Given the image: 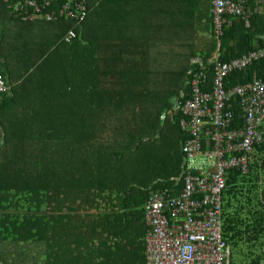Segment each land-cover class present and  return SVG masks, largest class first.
<instances>
[{"label":"trees","instance_id":"trees-1","mask_svg":"<svg viewBox=\"0 0 264 264\" xmlns=\"http://www.w3.org/2000/svg\"><path fill=\"white\" fill-rule=\"evenodd\" d=\"M77 2L81 0H54L41 10L54 19L36 22L16 11L23 0H0V74L11 86L0 94V264H43L45 231L52 238L46 237L48 261L55 264L54 234L62 231L64 220L44 216V204L50 205L46 211H84L90 207H74L73 202L101 198L111 211L142 209L149 192L182 186L186 158L181 147L187 136L174 109L188 97L194 73L206 69L208 82L212 79L217 43L211 0L212 39L205 51L198 55L179 40L172 53V46L154 49L159 54L154 63L148 61L153 54L137 49L131 56L146 61L144 69L120 60L114 78L106 74L107 64H100L105 45L93 43L99 40L92 21L97 13H87L82 21L65 15L63 6ZM89 3L85 0L86 10ZM244 21L230 18L220 39L219 62L264 47V15ZM70 30L76 38L65 43ZM118 52L124 58L130 50ZM195 58L199 61L192 63ZM260 78L264 60L226 81L235 86ZM232 110L235 124L241 125L236 103ZM263 186L264 143L254 147L247 174H226L222 238L230 249V264H260L264 259ZM61 202L65 206L59 208ZM30 248L36 254L31 261Z\"/></svg>","mask_w":264,"mask_h":264},{"label":"built area","instance_id":"built-area-1","mask_svg":"<svg viewBox=\"0 0 264 264\" xmlns=\"http://www.w3.org/2000/svg\"><path fill=\"white\" fill-rule=\"evenodd\" d=\"M42 1L40 6L34 0H23L15 8L24 19L52 21L54 16L43 15L41 10L51 7L54 0ZM250 5H254L252 10ZM63 10L77 21L88 13L85 0L74 6L67 3ZM256 13L264 15V0H211L217 50L230 18H243L247 24ZM75 38L70 30L63 41L70 43ZM261 60L264 47L229 62L213 61L210 82L206 69L193 74L188 97L175 107L179 127L187 136L181 147L186 158L182 186L149 192L142 208L147 226L146 264H230V249L222 238V193L226 174L231 170L247 174L254 147L264 143V78L235 86L226 79ZM8 91L0 74V94ZM234 103L243 115L239 126ZM261 199L264 204V186Z\"/></svg>","mask_w":264,"mask_h":264},{"label":"crops","instance_id":"crops-1","mask_svg":"<svg viewBox=\"0 0 264 264\" xmlns=\"http://www.w3.org/2000/svg\"><path fill=\"white\" fill-rule=\"evenodd\" d=\"M88 5V14L97 13L92 21L99 40L93 43L105 45L107 55L113 54L107 62L109 78L117 76L114 70L119 69L120 60L128 65L137 63V70L144 69L146 61L138 59V55L131 56L137 49L144 54L149 51L148 54L153 55L148 61L157 63L153 57L159 54L154 49H161L164 44L178 47L179 40H183L184 46L196 50L211 45L210 0H93ZM41 20L44 19L36 22H43ZM119 49L130 52L122 58L125 53L120 54ZM217 55L218 50L213 61L218 60ZM198 61L195 58L191 62ZM174 115H177L175 109ZM47 206L50 207L44 204V216L58 215L59 221L64 220L60 224L62 231L56 230L54 234L58 237L52 250L57 258L55 264H146L147 226L142 209L114 207L111 211V205L101 198L93 202H73L74 207H90L91 210L46 211ZM62 206L65 205L61 202L58 207ZM46 237L51 238L50 232L45 231L43 240V264H49ZM28 253L31 257L36 255L32 248Z\"/></svg>","mask_w":264,"mask_h":264},{"label":"rangeland","instance_id":"rangeland-1","mask_svg":"<svg viewBox=\"0 0 264 264\" xmlns=\"http://www.w3.org/2000/svg\"><path fill=\"white\" fill-rule=\"evenodd\" d=\"M182 42H183V40H182ZM170 45L169 44H164V47L163 48H168ZM174 48H176V47H171V48H168V49H170V52L169 53H172V52H174L175 51V49ZM191 50H193V49H191ZM203 51H205V49H198L197 50V52H198V55L199 54H201ZM113 54H109V55H107V51H105V52H103L102 54H100V58H102V59H104L103 60V62L102 63H100V64H107V62H108V58L110 57V56H112ZM169 60H166V62H168ZM27 257H28V259L31 261V256H30V254L27 252ZM6 264H10V260H8L7 261V263ZM14 264V263H13ZM28 264H30L29 262H28Z\"/></svg>","mask_w":264,"mask_h":264}]
</instances>
